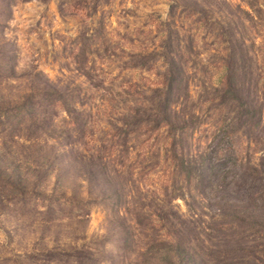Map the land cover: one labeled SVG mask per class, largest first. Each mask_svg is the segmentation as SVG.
I'll return each mask as SVG.
<instances>
[{
	"label": "rangeland",
	"instance_id": "rangeland-1",
	"mask_svg": "<svg viewBox=\"0 0 264 264\" xmlns=\"http://www.w3.org/2000/svg\"><path fill=\"white\" fill-rule=\"evenodd\" d=\"M263 177L264 0H0V264H264Z\"/></svg>",
	"mask_w": 264,
	"mask_h": 264
},
{
	"label": "trees",
	"instance_id": "trees-1",
	"mask_svg": "<svg viewBox=\"0 0 264 264\" xmlns=\"http://www.w3.org/2000/svg\"><path fill=\"white\" fill-rule=\"evenodd\" d=\"M174 67L175 66L169 67L168 74L165 75V77H166V91H164L161 94V96L159 98V101L156 103V107H157L156 111L157 112L155 113V116L157 118L156 117L154 118L153 122H154V124L155 123L156 124L154 126L155 128L152 129L154 131L158 130L157 128H160V124H163V122H167L168 118H169L168 117V112H169V109L171 107V103L173 102L171 97H172V94H173L175 83L178 82V78H180V74L178 73L177 68L176 67L174 68ZM223 86H224V90H225L226 93L237 92L236 91L237 87H236L235 82L232 79V76H229V78H227V80L223 83ZM223 98H226V97L223 95ZM252 104L255 105L254 103H251L250 105H248V108H247L248 114H250L251 117H252L251 118L252 121H250L248 129H247V135L250 138L255 136V131L257 130V127L260 126L261 113H262L261 109L259 110V108L258 109L255 108ZM233 129L234 128L231 127V129L225 131L224 132L225 135L231 137V135L233 134ZM196 161H197L196 159L195 160H188V162H186L185 160H182V162L180 163L181 172L186 174V178L189 181H191V179H192L191 176H192V174L194 172L193 171L194 167H197L196 164H195ZM219 166L220 165L211 166L210 171H211L212 177L208 181L209 186L211 187V189H214L217 192H220L219 190H217V187H216L217 186L216 182H218V180L220 178V174H221V170L218 169ZM197 169L198 168H196V170ZM256 172L259 173L257 170H256ZM258 180L262 181L259 178L255 179L256 182ZM263 180H264V177H263ZM254 186L256 187L257 185L255 184ZM255 189H256V191H258L257 187ZM250 197L253 198V195H251Z\"/></svg>",
	"mask_w": 264,
	"mask_h": 264
}]
</instances>
